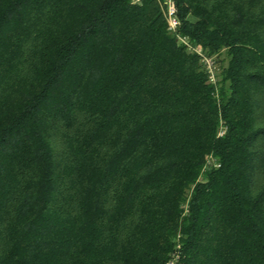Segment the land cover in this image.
Instances as JSON below:
<instances>
[{
  "label": "trees",
  "instance_id": "obj_1",
  "mask_svg": "<svg viewBox=\"0 0 264 264\" xmlns=\"http://www.w3.org/2000/svg\"><path fill=\"white\" fill-rule=\"evenodd\" d=\"M166 1L0 0V264H264V0Z\"/></svg>",
  "mask_w": 264,
  "mask_h": 264
},
{
  "label": "built area",
  "instance_id": "obj_2",
  "mask_svg": "<svg viewBox=\"0 0 264 264\" xmlns=\"http://www.w3.org/2000/svg\"><path fill=\"white\" fill-rule=\"evenodd\" d=\"M167 20H168V28L171 31H176L178 28V19H177V15H176V8L174 5V2L172 0H167ZM180 41L186 43L187 40L185 37H178ZM206 63L208 64L209 68H210V60L206 59ZM212 76V75H211Z\"/></svg>",
  "mask_w": 264,
  "mask_h": 264
}]
</instances>
